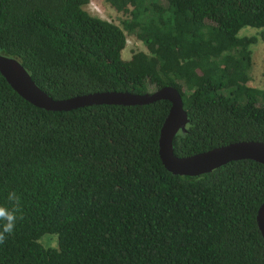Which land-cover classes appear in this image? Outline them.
<instances>
[{"label":"trees","instance_id":"obj_1","mask_svg":"<svg viewBox=\"0 0 264 264\" xmlns=\"http://www.w3.org/2000/svg\"><path fill=\"white\" fill-rule=\"evenodd\" d=\"M88 1L0 0V54L56 100L176 88L188 118L178 157L264 143V88L248 85L254 39L238 35L264 29V0H106L121 26L88 14ZM127 35L144 49L126 59ZM169 108L46 111L0 75V206L15 192L22 214L0 264H264V164L170 173L158 155Z\"/></svg>","mask_w":264,"mask_h":264},{"label":"water","instance_id":"obj_2","mask_svg":"<svg viewBox=\"0 0 264 264\" xmlns=\"http://www.w3.org/2000/svg\"><path fill=\"white\" fill-rule=\"evenodd\" d=\"M0 75L22 99L46 111H71L94 105L135 106L159 100L168 101L170 108L160 128L158 155L165 169L174 175L199 176L232 161L240 160L264 164V143L259 141H238L186 157L176 156L172 142L179 131H184L188 118L183 109L181 95L174 87L165 86L144 94L102 91L56 100L35 84L18 60L2 54H0ZM255 219L264 239V200L257 210Z\"/></svg>","mask_w":264,"mask_h":264},{"label":"rangeland","instance_id":"obj_3","mask_svg":"<svg viewBox=\"0 0 264 264\" xmlns=\"http://www.w3.org/2000/svg\"><path fill=\"white\" fill-rule=\"evenodd\" d=\"M84 10L91 16L106 20L121 26L123 16L117 13L106 0H89L84 6ZM240 37L254 39L250 45L252 71L251 78L248 83L250 87L256 89L264 88V29H255L245 27L238 33ZM134 48L144 49L142 45L133 40L131 35H127L126 47L122 51L123 58H129L131 51ZM40 243L45 247L56 248L57 239L55 236L44 235L40 239Z\"/></svg>","mask_w":264,"mask_h":264},{"label":"clouds","instance_id":"obj_4","mask_svg":"<svg viewBox=\"0 0 264 264\" xmlns=\"http://www.w3.org/2000/svg\"><path fill=\"white\" fill-rule=\"evenodd\" d=\"M8 200L11 207L0 206V243L6 239V234L11 235L16 227L18 218L17 213H21L20 198L15 192L8 194Z\"/></svg>","mask_w":264,"mask_h":264}]
</instances>
